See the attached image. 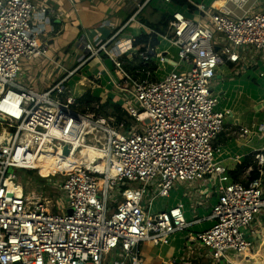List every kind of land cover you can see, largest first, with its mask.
<instances>
[{
	"label": "built area",
	"instance_id": "built-area-1",
	"mask_svg": "<svg viewBox=\"0 0 264 264\" xmlns=\"http://www.w3.org/2000/svg\"><path fill=\"white\" fill-rule=\"evenodd\" d=\"M164 1L169 35L148 31L169 50L149 43L130 53L140 33L121 35L133 23L146 29L137 12L99 43L80 36L77 65L63 76L50 72L48 86L37 90L25 65L56 61L35 31L36 20L61 14L47 0H0V264H145L146 242L165 245L180 232L185 256L240 264L235 254H261L259 238L254 242L245 231H259L253 224L264 209V148L251 154L247 173L258 176L247 182L233 180L216 161L225 113L216 109L212 82L219 65L240 73L255 57L264 59V0H225L219 8L215 0ZM105 60L114 66L117 104L131 122L81 112L78 98L66 94L71 76L91 61L107 73ZM167 63L170 70L157 78ZM258 125L264 132V121ZM251 133L239 129L240 136ZM65 146L74 160L89 148L94 155L84 152L71 169L45 176L65 194L64 211L61 201L26 194L8 172L38 170L27 166L43 159L44 147L61 159ZM197 183L212 189L206 216L187 219L182 202L153 211L155 199ZM204 222L211 224L190 230Z\"/></svg>",
	"mask_w": 264,
	"mask_h": 264
},
{
	"label": "crops",
	"instance_id": "crops-1",
	"mask_svg": "<svg viewBox=\"0 0 264 264\" xmlns=\"http://www.w3.org/2000/svg\"><path fill=\"white\" fill-rule=\"evenodd\" d=\"M144 1L146 0H47L51 5V9L59 11L61 16L57 17L48 13L45 18L37 19L35 31H38L39 37L46 42L49 53L56 63L51 64L42 59L29 64L26 68L27 76L34 78L36 88L43 89L48 84L47 75L50 72L56 74V77L63 76L65 72L77 65V57L80 53L78 47L80 36L83 35L90 41L99 43L107 39L114 29L121 26L134 13L138 12L136 17L138 21L143 17L153 23L158 22L160 19L157 12H160L161 15L167 13L166 8H160L162 6L159 5V0H150L138 11ZM148 7L151 8L148 9ZM146 10L147 13L144 15ZM156 13L159 16L154 20ZM141 23L146 29H140L133 23V25L127 26L121 36L136 31L140 35L150 34L148 30H151V28L145 23ZM156 39L160 45L158 36H156ZM131 51L130 53H132ZM107 61L103 62L107 73L95 61H91V63L75 72L69 81L77 82L79 80L78 82L88 86L86 88L93 90L94 94L96 92V95L100 96L108 93L109 98L114 97L112 100L118 102L110 71L106 65ZM163 67L164 71L162 68L158 70L157 78H162L171 68L168 63ZM28 77L25 78L26 83H28ZM82 90H84V87ZM212 90L218 98L216 109L225 113V129L214 141L216 161L227 168L229 176L233 180L247 182L251 178V172L247 173L250 164L249 161L244 163L245 157L251 156L255 150L264 148V132L257 131L258 124L264 121V59L260 56L255 57V64L244 66L240 73L234 71L231 64L219 65L215 79L212 82ZM241 127L247 128L252 133L240 136L239 129ZM241 164H244V166L238 174V180H236L231 173L235 172ZM210 193H212V189L205 183H197L190 188L185 185H178L174 187L168 198L155 199L152 206L155 201L160 202H158L157 209H152L157 211L182 202L185 216L188 219L204 217L209 213L208 207L212 197ZM167 199H169L168 204L163 203V200ZM192 216L193 218H189ZM196 226L198 224L194 225V227ZM253 227L258 228V238L261 246H263L264 209L257 216ZM185 242L186 236L184 244ZM169 245L170 242L155 246L148 256L152 260L149 264H173L171 260L178 257L183 249L176 250L173 256H169L173 252L171 245ZM163 247H167L165 254L160 252ZM156 249L157 251H154ZM158 261L160 262L157 263ZM173 261L175 262V259ZM147 263L148 261L145 264Z\"/></svg>",
	"mask_w": 264,
	"mask_h": 264
},
{
	"label": "rangeland",
	"instance_id": "rangeland-1",
	"mask_svg": "<svg viewBox=\"0 0 264 264\" xmlns=\"http://www.w3.org/2000/svg\"><path fill=\"white\" fill-rule=\"evenodd\" d=\"M196 1H202V0H196ZM213 1L214 0H205V3L210 4ZM159 2H160L159 5L162 6L160 8L165 9L167 5L164 2V0H159ZM150 8L151 7H148V9H150ZM147 10L144 12V15H146ZM157 13L161 17V13L160 12H157ZM157 13H156V16H154V18H153L154 20L159 16ZM190 17H192L195 20V18L192 15H190ZM131 52L136 54L138 52V49L137 48L132 49ZM106 65L109 68L110 73L115 75L116 71L114 69L113 64L108 60L106 62ZM27 67H28V65H25V69ZM98 78H100V77H98ZM78 81L72 82V80H71L68 82V89H67L66 94L72 95V96L78 98V101H80V100L82 101L83 100L82 96L85 93H87L88 91H90V93L93 97L99 98V100H96V99L91 100L86 105H84L83 103H80V106H78L79 111L83 112L82 110H86L87 113H96V114L100 113V114H103V115L108 116V117L109 116L113 117L115 119V121L125 120L128 122H131V119L127 116V114L123 115L119 111H117L113 108L114 105H119V104H117V102L112 100V98H109L108 93H107V95L104 94V95L98 96V95H96V92L94 94L93 90H89L88 88H86L88 86H85L84 83L81 84V82H78ZM90 85H92V84L90 83ZM47 86L48 85H46V87ZM83 87H84V90H82ZM37 90H41V89H38V87H37ZM79 90H82V91H79ZM110 100H111V102H110ZM105 103L107 105H104ZM120 107L122 108V106H120ZM42 158L43 159H40L38 161V170H34V171H30V172H26V170H14L12 172L11 170H9L8 173L9 174L14 173L15 182L21 183L22 188L26 194L31 193L32 196L34 195L37 198L47 199L49 201L52 200L55 204L57 203V201H61V204L63 206V210L65 211L66 210V208H65V206H66L65 194L60 192L59 189H57L56 187H54L51 184L50 178H48V180H47V178H45V175H48L49 173H54V172L62 169L60 161H59V159H57V157L55 155H45V156H42ZM33 192H35V193H33ZM158 202H160V201H158ZM158 202L157 201L154 202V205L152 206L153 209H157ZM168 202H169V199L163 200V203L168 204ZM189 218H193V216L189 217ZM210 224H211L210 222H204L202 224H198V226H196V227L193 226L194 228L192 227L190 230L194 231V232L200 231L204 228H207ZM197 229H199V230H197ZM245 235L250 240L255 242V241H257V238L259 237V231L255 235L249 236V230H246ZM185 236H186L185 233L180 232V233L173 235L170 239V245L172 247L173 252L170 253L169 256H173V254H174V252H176V250H179L181 248L183 249L181 251V253L178 255V257L174 258L175 262L173 261L174 259L171 260V262H173V264H196V263H202V262H206V261L209 262L210 264H217V262H213V260L211 261V260L207 259V257L199 256L198 254H195V253H190L187 256L182 254V252H184L186 249L185 245H183ZM161 245H163V244H161ZM154 251H157V249ZM160 252L162 254H165L167 252V247H163V249ZM147 264H149V262Z\"/></svg>",
	"mask_w": 264,
	"mask_h": 264
},
{
	"label": "trees",
	"instance_id": "trees-1",
	"mask_svg": "<svg viewBox=\"0 0 264 264\" xmlns=\"http://www.w3.org/2000/svg\"><path fill=\"white\" fill-rule=\"evenodd\" d=\"M172 2L177 5V6H184V5H188L190 6V3L187 0H172ZM139 19V18H138ZM171 20V15L169 13H163L159 19L158 22L153 23V22H149L148 20H145V18H141L139 19L140 22L145 23L147 26H149L155 33H158L160 35H169L167 26H168V22ZM155 33H150V34H141L138 36H134L132 38V44L135 47H139L141 50L143 49V47L141 46H145L149 43H151L153 46L155 45H159V41L156 39V34ZM160 49L163 50H169V46L167 44L164 43V41L160 38V45H159ZM155 66L151 65V69H154ZM134 68H130L129 70H133ZM97 79V78H95ZM83 100L79 101L80 103H83L84 105L88 104L91 100H99V98L97 97H93L90 93V91H88L87 93H85L82 96ZM104 105H107L106 103ZM113 108L117 111H119L121 114L126 115V112L119 106V105H114ZM251 156H247L245 157V162L250 161ZM244 166V164H241L237 167L235 172H232L231 174L233 175V178H235L236 180H238V174L241 171L242 167ZM31 170H26V172H30ZM251 178H255L258 176V173L256 171H252L250 173ZM210 264L209 262H202V263H196V264Z\"/></svg>",
	"mask_w": 264,
	"mask_h": 264
},
{
	"label": "bare ground",
	"instance_id": "bare-ground-1",
	"mask_svg": "<svg viewBox=\"0 0 264 264\" xmlns=\"http://www.w3.org/2000/svg\"><path fill=\"white\" fill-rule=\"evenodd\" d=\"M224 1L225 0H215L214 1V5L216 6V7H221L222 5H223V3H224ZM163 41H164V43L165 44H167L168 45V43H167V41L165 40V39H163V38H161ZM45 149H43V152H44V154H43V156H45V155H55L56 157H59L58 156V154L55 152L54 153V150H52V149H49L48 147H44ZM51 150V151H50ZM50 151V152H49ZM85 153H88V155H94V154H92V150H91V148H89L88 149V151H84ZM84 152H79V153H76L75 155H77L76 156V160H74V159H71V158H69L68 157V155H64V153H63V158H61V159H59V161H60V164H61V168H62V170H64V169H71L72 167H73V165H75L74 164V162H71V161H80V160H83L84 159ZM27 167H35V168H37L38 169V162H34V164L32 163L31 165H28ZM41 175V174H40ZM46 176V175H45ZM10 188H13L12 186H10ZM16 188V187H15ZM17 189V190H16ZM15 190L18 192V193H20V189L19 188H16ZM33 193H35V192H33ZM156 245H155V242H153V241H148V242H146L145 243V247H144V253H145V255H146V262L148 261V262H150V261H152L151 260V257H148L149 256V254H150V252H151V250L155 247ZM170 246V245H169ZM169 252H172V251H169ZM158 258H160V257H158ZM160 261H158L157 263H159ZM166 263H167V261H166Z\"/></svg>",
	"mask_w": 264,
	"mask_h": 264
},
{
	"label": "water",
	"instance_id": "water-1",
	"mask_svg": "<svg viewBox=\"0 0 264 264\" xmlns=\"http://www.w3.org/2000/svg\"><path fill=\"white\" fill-rule=\"evenodd\" d=\"M64 155H68L69 149L67 146L64 147ZM71 212V209L68 210V213ZM233 259L240 264H264V245L261 246V254L257 257H251L241 254H235Z\"/></svg>",
	"mask_w": 264,
	"mask_h": 264
}]
</instances>
